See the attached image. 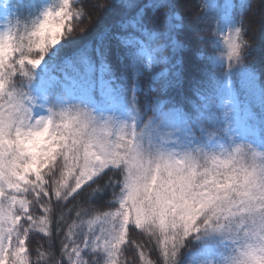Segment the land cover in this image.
Here are the masks:
<instances>
[{"label":"snow or ice","instance_id":"6c2138e0","mask_svg":"<svg viewBox=\"0 0 264 264\" xmlns=\"http://www.w3.org/2000/svg\"><path fill=\"white\" fill-rule=\"evenodd\" d=\"M0 264H264V0H0Z\"/></svg>","mask_w":264,"mask_h":264},{"label":"trees","instance_id":"16d2710c","mask_svg":"<svg viewBox=\"0 0 264 264\" xmlns=\"http://www.w3.org/2000/svg\"><path fill=\"white\" fill-rule=\"evenodd\" d=\"M191 2L194 3L195 0H191ZM201 35H208V33H202ZM249 35H251V34H249Z\"/></svg>","mask_w":264,"mask_h":264}]
</instances>
